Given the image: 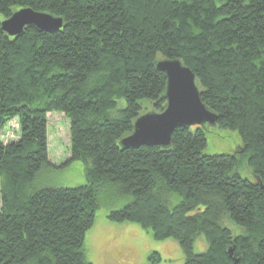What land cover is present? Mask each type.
Here are the masks:
<instances>
[{
    "label": "trees",
    "instance_id": "16d2710c",
    "mask_svg": "<svg viewBox=\"0 0 264 264\" xmlns=\"http://www.w3.org/2000/svg\"><path fill=\"white\" fill-rule=\"evenodd\" d=\"M23 7L64 24L0 29V132L20 125L18 140L0 137V264H93L86 233L113 187L130 200L108 218L174 238L184 264H264V0H0V23ZM163 58L194 71L217 121L175 129L169 148L123 149L145 103L156 112L167 104ZM51 112L70 120V156L58 165ZM208 125L237 131L241 145L205 154ZM245 159L254 180L237 170ZM75 160L85 162V184L37 185L44 168ZM201 235L208 248L197 253ZM161 259L153 251L146 264Z\"/></svg>",
    "mask_w": 264,
    "mask_h": 264
},
{
    "label": "rangeland",
    "instance_id": "374dc122",
    "mask_svg": "<svg viewBox=\"0 0 264 264\" xmlns=\"http://www.w3.org/2000/svg\"><path fill=\"white\" fill-rule=\"evenodd\" d=\"M151 110L152 106L145 103L142 114ZM48 119L49 156L58 165L70 156V120L58 112L49 113ZM208 127L210 132L207 146L203 151L205 154L232 153L241 145V137L237 131L220 129L214 125ZM0 137L7 144L18 140L20 138L18 119L9 122L0 132ZM237 170L243 177L254 180L246 159L240 162ZM86 182L85 162L82 160H75L62 168L46 167L41 170L36 180L39 186L57 187H75ZM99 200L101 204L95 222L87 231L85 239L86 254L93 264H146L149 254L153 251L159 252L162 256L159 264L185 263L184 250L174 238L158 240L136 222L113 221L108 218L110 209L121 208L130 197L113 187L102 191ZM225 223L235 234L244 231L242 226L230 219ZM207 248L208 242L201 235L195 241L194 251L204 252Z\"/></svg>",
    "mask_w": 264,
    "mask_h": 264
},
{
    "label": "water",
    "instance_id": "95a60500",
    "mask_svg": "<svg viewBox=\"0 0 264 264\" xmlns=\"http://www.w3.org/2000/svg\"><path fill=\"white\" fill-rule=\"evenodd\" d=\"M63 24L62 17L23 7L1 21L0 29L10 36H17L27 26H35L40 31L56 32ZM157 68L166 74L167 104L161 112L148 111L135 120L132 132L119 142L123 149L143 145L169 148L175 129L214 124L217 121V114L203 102L196 74L189 66L177 58H163L158 61Z\"/></svg>",
    "mask_w": 264,
    "mask_h": 264
}]
</instances>
